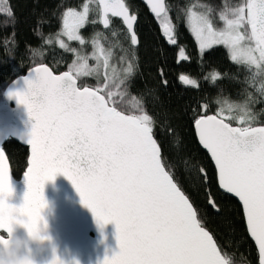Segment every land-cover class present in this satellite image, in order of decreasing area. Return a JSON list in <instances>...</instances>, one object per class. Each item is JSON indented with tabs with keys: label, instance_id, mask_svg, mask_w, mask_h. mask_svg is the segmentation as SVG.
Listing matches in <instances>:
<instances>
[{
	"label": "snow or ice",
	"instance_id": "6c2138e0",
	"mask_svg": "<svg viewBox=\"0 0 264 264\" xmlns=\"http://www.w3.org/2000/svg\"><path fill=\"white\" fill-rule=\"evenodd\" d=\"M90 2L82 10L67 7L62 14L56 39L61 49L75 54L68 70L56 75L47 66L34 67L24 81L27 91L10 93V98L27 108L35 124L26 141L31 156L24 173L27 191L19 207L9 203L14 194L11 170L0 147V231L10 235L14 224H21L30 234H39L42 225L46 229L45 185L63 175L101 228L116 225L119 252L104 264H233L162 162L153 117L128 92L139 43L134 28L137 16L130 14L123 0H96V18L90 20ZM147 4L162 34L176 45L165 0H147ZM0 12L13 17L3 0ZM110 17L121 18L133 49L131 59L129 51L122 49L120 61L126 64L122 68L111 62L112 49L101 42L103 33L90 41L81 34L89 23L109 29ZM186 19L199 50L223 45L230 59L246 68L249 87L264 97V0L226 5L219 13L222 27L213 23L210 8H189ZM62 37L78 42L81 49ZM87 43L92 47L90 54L83 51ZM187 60L189 56L180 48L178 62ZM219 76L212 73V80ZM82 77H92L96 83H78ZM179 80L198 87L188 75H180ZM252 102L251 93L244 103L217 100L214 114H207L208 105L203 104L194 126L200 144L214 161L219 188L241 202L247 231L264 264V124H257L249 108ZM199 172L206 184L207 173L203 167ZM206 196L218 211L212 193ZM0 242L7 243L3 235ZM53 264L63 262L56 257Z\"/></svg>",
	"mask_w": 264,
	"mask_h": 264
},
{
	"label": "trees",
	"instance_id": "16d2710c",
	"mask_svg": "<svg viewBox=\"0 0 264 264\" xmlns=\"http://www.w3.org/2000/svg\"><path fill=\"white\" fill-rule=\"evenodd\" d=\"M124 1L131 13L138 17L136 32L139 38V46L134 49V75L127 82L128 92L142 101L144 109L154 119V137L161 147L166 169L189 196L198 218L233 264H259L258 252L248 235L242 207L219 189L214 166L196 139L194 119L202 114L203 104L208 105L207 114H214L219 107L217 100L244 103L251 93L253 102L249 103V108L256 116L257 124H264V97L249 87V73L244 66L230 59L225 47L200 51L186 19L189 8L194 11L210 8L213 23L220 27L223 24L219 13L226 5L236 6L242 0H166L175 29L176 45L167 41L157 18L139 0ZM3 2L12 11L13 17L0 12V105L5 103L6 88L32 68L47 65L57 74L68 70L75 54L61 49L57 43L62 14L67 7L81 10L87 0ZM91 2L90 20L96 18L97 6L96 0ZM111 21L107 30L99 23H89L81 29V34L90 41L96 33H103L101 42L112 49L113 61L117 60L119 68H122L126 66L120 61L124 55L122 49L129 51V59L133 49L122 22ZM6 38L9 39L7 44ZM70 46L81 49L76 41ZM180 48L184 49L189 60L178 62ZM83 51L90 54L91 44H85ZM214 72L220 73L215 81L212 80ZM182 74L195 79L198 87L182 84L179 80ZM79 83L94 85L96 82L92 77H84ZM4 150L12 175L20 179L28 167L29 149L9 140ZM201 167L207 173L206 184L199 172ZM209 191L218 205V211L208 202L206 193Z\"/></svg>",
	"mask_w": 264,
	"mask_h": 264
},
{
	"label": "water",
	"instance_id": "95a60500",
	"mask_svg": "<svg viewBox=\"0 0 264 264\" xmlns=\"http://www.w3.org/2000/svg\"><path fill=\"white\" fill-rule=\"evenodd\" d=\"M139 1L149 10L150 14L154 16L151 12L150 6L147 4V0ZM123 2L125 3L124 0ZM129 12L132 14L130 10ZM110 19H116L122 22L121 18L110 17ZM137 23L138 17L137 22L134 25L135 31ZM124 28L126 29V26H124ZM31 70H29L24 76L17 78L6 88L4 92L5 103L0 105V147L4 150V146L9 140L16 141L20 145L26 146L29 149V159L31 156V148L26 141L30 136L35 120L29 116L25 106L20 105L16 99L10 98V93L27 91V85L24 81L28 78ZM52 72L56 75L63 73L57 74L53 70ZM194 130L199 146L208 154L216 171L215 164L211 159L210 153H208L199 142L195 126ZM11 180L14 194L9 198V203L19 207L22 205L24 195L27 191L25 176L23 174L20 179H15L11 171ZM220 190L221 192L234 198L242 207V204L237 197L233 194L226 193L223 189ZM44 194L48 207L44 209L42 214L47 222V228L45 231L51 241L44 253V259L49 261L52 259L53 247L56 249L55 254L60 258L63 264H104L106 258H110L119 252L116 225L110 223L101 228L96 223L93 213L82 204L79 194L66 177L58 175L54 182H48L45 185ZM16 234L23 237L26 235V230L17 226ZM0 235L7 237L8 234L0 231ZM248 235L250 237L249 233ZM250 239L255 244L251 237ZM255 247L258 252L256 244Z\"/></svg>",
	"mask_w": 264,
	"mask_h": 264
},
{
	"label": "clouds",
	"instance_id": "9594fccd",
	"mask_svg": "<svg viewBox=\"0 0 264 264\" xmlns=\"http://www.w3.org/2000/svg\"><path fill=\"white\" fill-rule=\"evenodd\" d=\"M17 226L26 230V235L20 237L16 234ZM45 229L41 228L39 234H30L21 224H14L13 231L7 237V243L0 242V264H53L58 257L55 247L52 248V259H44V253L51 243ZM60 259V258H59Z\"/></svg>",
	"mask_w": 264,
	"mask_h": 264
},
{
	"label": "rangeland",
	"instance_id": "374dc122",
	"mask_svg": "<svg viewBox=\"0 0 264 264\" xmlns=\"http://www.w3.org/2000/svg\"><path fill=\"white\" fill-rule=\"evenodd\" d=\"M91 3H93V2H91ZM89 7H90V3H89ZM82 10V9H81ZM194 11V10H193ZM223 26V25H222ZM222 26H220V27H222ZM188 27H189V29H190V25L188 24ZM192 33V32H191ZM193 35V34H192ZM193 37H194V35H193ZM63 39H65V42L66 43H68L69 45H70V43L71 42H75V41H67V38L66 37H62ZM195 38V37H194ZM197 42V41H196ZM58 43V42H57ZM197 45H198V43H197ZM216 46H223V45H216ZM216 46H213V47H216ZM212 47V48H213ZM224 47V46H223ZM198 48H199V46H198ZM208 50H210V49H208ZM205 51H207V50H205ZM204 51V52H205ZM113 64H116V66L119 68V65H118V61L117 60H115V61H113V59H112V61H111ZM89 63L90 64H93V63H95L94 61H92V60H90L89 61ZM82 78H84V77H82Z\"/></svg>",
	"mask_w": 264,
	"mask_h": 264
}]
</instances>
